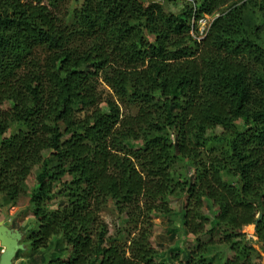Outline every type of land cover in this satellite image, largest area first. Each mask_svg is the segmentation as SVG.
<instances>
[{"label":"trees","instance_id":"1","mask_svg":"<svg viewBox=\"0 0 264 264\" xmlns=\"http://www.w3.org/2000/svg\"><path fill=\"white\" fill-rule=\"evenodd\" d=\"M60 1L0 0V206L33 179L30 249L51 247L47 264H166L153 219L179 192L195 243L170 264H215L217 243L223 264H264L243 231L262 213L264 250V0ZM203 14L217 16L199 38ZM109 202L141 223L128 249L101 219Z\"/></svg>","mask_w":264,"mask_h":264},{"label":"rangeland","instance_id":"2","mask_svg":"<svg viewBox=\"0 0 264 264\" xmlns=\"http://www.w3.org/2000/svg\"><path fill=\"white\" fill-rule=\"evenodd\" d=\"M47 2V0H43ZM83 0H62L60 1L61 11L67 9H72L73 7L80 6ZM145 4L150 2H158L164 4V6L173 12H178L182 7L185 1L190 0H141ZM255 0H253L254 2ZM217 15H206L203 14L202 17L198 20V32L199 38H201L207 31L209 25L211 24L214 17ZM262 22V20H261ZM264 26V21L262 22ZM264 30V28H263ZM264 37V31H263ZM259 74L264 78V68H260ZM102 90V96L106 97L107 95L117 102L120 105L121 111L126 113L128 111H133L126 103L121 102L114 95L113 90L105 83H102L100 86ZM239 126L244 128L246 125L244 121L239 122ZM19 126H14L16 129ZM133 147H137V144H134ZM47 155V152L44 153ZM192 167L190 164L184 161H179L177 165V172L182 176L186 177L190 175ZM180 180H183L181 178ZM33 179L29 180L25 190V194L17 201L15 205L12 206H0V222L3 223L6 227H12L13 234L16 240L18 241V249L16 250L13 257V264H47V261L50 256V249H39L32 251L30 249V235L37 230L39 224L33 218L31 214V204L30 196L32 189L34 188ZM186 195L177 192L169 198L170 207L173 210V213L170 217H165L163 215H156L153 219V234L151 237V243L155 248L157 255L156 260L161 263H169V256H177L179 260L185 261L187 259L188 249H192L195 243V237L189 233L185 228L182 221L184 215V206L186 203ZM57 203V202H56ZM203 211L210 221V225L214 223V215L216 213V207L212 203L206 202L203 207ZM101 219L106 223L110 235H116L121 232V237L119 242L124 245L126 249L131 244V239L135 237L139 229L142 227L141 223L131 224L127 222L126 215L123 218L119 217L118 213L115 211L114 206L111 202L107 203L102 211L100 212ZM209 227V226H208ZM244 233L247 236V239L258 250L261 255L264 257V250L262 245L259 243L258 238L255 235L253 224L245 226L243 229ZM205 240L208 239L207 236L204 237ZM218 239V236L215 237ZM5 247L0 241V258ZM129 254V252H128ZM210 257H213L215 264H223L224 261L228 258V250L223 246L217 243L215 247L210 250Z\"/></svg>","mask_w":264,"mask_h":264},{"label":"water","instance_id":"3","mask_svg":"<svg viewBox=\"0 0 264 264\" xmlns=\"http://www.w3.org/2000/svg\"><path fill=\"white\" fill-rule=\"evenodd\" d=\"M262 216L260 213L255 222L253 223L254 231L258 226V222ZM0 241L2 245L6 248V252L2 253L0 258V264H13V257L18 249V241L14 237L12 227H6L3 223L0 222Z\"/></svg>","mask_w":264,"mask_h":264},{"label":"bare ground","instance_id":"4","mask_svg":"<svg viewBox=\"0 0 264 264\" xmlns=\"http://www.w3.org/2000/svg\"><path fill=\"white\" fill-rule=\"evenodd\" d=\"M5 252H6V248L3 249V253H5Z\"/></svg>","mask_w":264,"mask_h":264}]
</instances>
